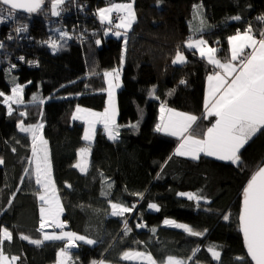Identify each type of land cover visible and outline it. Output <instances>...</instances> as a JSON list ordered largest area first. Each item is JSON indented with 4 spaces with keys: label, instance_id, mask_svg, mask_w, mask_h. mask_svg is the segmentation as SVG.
Masks as SVG:
<instances>
[{
    "label": "trees",
    "instance_id": "1",
    "mask_svg": "<svg viewBox=\"0 0 264 264\" xmlns=\"http://www.w3.org/2000/svg\"><path fill=\"white\" fill-rule=\"evenodd\" d=\"M121 2L129 0H64L57 6L56 18L52 0H45L37 10L40 13L22 12L17 20L0 22V92L11 95L8 75L25 90L24 104L13 103L11 113L0 98V158L4 161L0 165V233L7 228L13 236L4 242L3 251L20 257L14 264H55L66 244L61 240L31 243L43 240L45 231L39 229L41 187L31 166L32 137L20 131V121L25 126L42 121L63 218L71 232L97 241L95 245L80 241L66 264H145L123 259L131 249L147 251L161 264L169 256L190 258L189 264H253L238 219L247 182L264 163V129L241 149L240 163L233 164L205 155L198 160L179 156L175 152L178 139L156 131V126L162 104L199 117L196 125L203 131L214 123L213 117L205 119L202 114L211 66L190 50L186 63H172L192 34L195 7H201L208 22L201 35L217 48L219 57L227 59L229 36L249 25L256 36L264 29V20L259 19L264 17V0H134L136 21L126 45L123 38L108 32L118 23L113 15L112 24L98 20L100 7ZM236 16L241 19H233ZM21 26L26 30L17 33ZM52 41L58 45L56 50L50 46ZM114 68L122 69L118 139H110L98 128L90 145L89 169L81 172L75 163L87 141L84 123L73 120L72 114L79 106L105 109L104 73ZM37 91L46 100L39 105L32 103ZM181 192L204 199L197 203L179 196ZM112 203L135 204L131 219L127 220L128 213L113 217ZM167 219L203 235L191 236L167 226ZM141 223L145 227L138 228ZM209 247L220 252L219 260Z\"/></svg>",
    "mask_w": 264,
    "mask_h": 264
},
{
    "label": "snow or ice",
    "instance_id": "2",
    "mask_svg": "<svg viewBox=\"0 0 264 264\" xmlns=\"http://www.w3.org/2000/svg\"><path fill=\"white\" fill-rule=\"evenodd\" d=\"M42 2L43 0H0V5L6 6L0 8V22H4L7 19H15V10H24L29 13L35 12L40 8ZM63 3L64 0H52L53 15H60V12L56 9L58 5ZM113 11L125 12V15L120 18V22L115 27L117 29H130L135 21L132 4L114 5L111 8L99 10L100 21L112 24L110 14ZM233 19L239 20L241 18L236 16ZM259 19L264 20V17ZM15 30L19 33L25 31L26 28L21 26ZM194 31L199 33L203 31V28L198 27ZM107 34L108 32L106 31L105 35ZM112 34L117 37L121 36L120 31H115ZM62 36L67 38V33H62ZM228 41L230 44V58L225 62H221L216 58L217 48L207 46V41L202 37H190L187 41L188 49L195 50L202 59L206 58L209 64L214 65L221 71H214L207 77L208 94L205 99L206 114L204 118L215 117V121L210 127L206 128L202 138L196 137L192 132L193 124L198 119L195 115L178 112L163 105L160 107L161 122L157 124L156 131L164 132L180 140L176 149V154L179 156L198 160L201 154H204L208 157H216L220 161H230L233 164H239L241 161V149L257 132L264 129V32H261L260 38L257 39L252 34V28L249 25L247 30L243 33L238 30L235 35L228 38ZM96 43L100 44V41L97 40ZM124 43L125 45L127 44L126 39ZM50 46L53 50L58 48L55 41H52ZM0 47H3V45L0 44ZM245 49L250 51L245 54ZM237 61L238 63H234ZM185 62V55L178 50L172 63L184 64ZM104 76L108 77L109 106L103 113L87 112L84 119L88 123L89 131H94L95 125L102 123L109 138L115 140L119 134V126L116 124L117 113L114 89L118 87L115 81L119 79L120 70L113 69L111 72H105ZM181 83L183 84L185 81H181ZM23 88L24 86L16 84L10 89L11 95L0 92V98H3L2 102L7 105L9 113L13 110L11 106L13 103L24 104L22 98ZM32 103L39 105L43 101L33 96ZM76 111L79 113L84 110L78 107ZM21 115H26V113H21ZM133 127H136V125H133ZM41 128L42 125L24 126L23 121H20V131L31 133L35 181L37 184L42 185L44 189L43 194L39 196V200L42 202L39 228L43 230L46 226H49L61 231L51 234L45 232L43 240L34 239L31 243L38 245L48 240L66 241V246L60 250V256L63 258L60 264H66V260L69 258V250L77 247V241H83L89 245H95L97 241L71 231H63L65 222L60 218L63 208L56 198L55 188L51 182L47 141L41 135ZM84 139H91L89 132L85 133ZM88 151L87 148L80 149L81 159L75 167L79 168L81 172H84L88 166ZM3 163V159L0 158V165ZM108 187L110 188L111 185L109 184ZM135 195L141 196L142 194L137 193ZM178 195L186 196L187 199L195 200L197 203L204 199L193 193L181 192ZM148 207L159 210L156 204H149ZM135 208V204L125 206L122 203H112L111 215L113 217H121L125 213H132ZM224 219L227 220L228 217L225 216ZM240 221L245 245L251 260L255 264H264V167H259L247 182L243 192ZM164 224L183 229L191 236L203 235L202 232L194 231L187 224L176 223L173 220H165ZM137 227L143 228L145 225L141 223ZM125 229L130 231L127 221H125ZM153 231L155 230L153 229ZM12 239V233L7 228H4L2 233H0V264H14L15 261L20 259L19 256L6 255L3 251L4 242ZM22 239L27 240L29 238L23 236ZM208 251L213 258L219 259L220 253L214 247H209ZM140 256H145L148 264H156L150 254L131 251L123 254L124 259ZM93 264H97V262L93 261ZM99 264H103V261L99 262ZM167 264H186V262L185 260L169 256L167 257Z\"/></svg>",
    "mask_w": 264,
    "mask_h": 264
},
{
    "label": "crops",
    "instance_id": "3",
    "mask_svg": "<svg viewBox=\"0 0 264 264\" xmlns=\"http://www.w3.org/2000/svg\"><path fill=\"white\" fill-rule=\"evenodd\" d=\"M133 2H134V0H129V2L128 3H131L132 4V8L134 7V4H133ZM127 3V2H126ZM126 3H124V2H121V4H126ZM114 5H120V4H118V3H111V4H108V5H105L104 7H101L99 10H101V9H106V8H111V7H113ZM199 8H200V10L203 12V10L201 9V7L199 6ZM98 10V11H99ZM133 11H134V13L136 14V12H135V9H133ZM114 12H117V13H119V12H121V14H122V17L125 15V12H123V11H113L111 14H110V16L114 13ZM135 18H136V15H135ZM120 20V19H119ZM120 21H118V23H119ZM118 23H116V24H118ZM200 25H202V28H203V31L206 29V27L208 26V22H207V19H205V21H203ZM199 27H201V26H199ZM196 28H198V27H192V34L185 40V43H184V50H179L180 52H182L184 55H185V57H186V62H187V59H188V50H190V49H188L187 48V41L189 40V38L190 37H194V38H200V37H202L203 39H205L206 41H207V46H211V47H214L215 48V46H213L209 41H208V39H206V38H204L203 37V35H201V32H199V33H197V32H195L194 30L196 29ZM120 29V28H119ZM122 29H124V28H122ZM126 31H128L127 33H129V32H131V30H126ZM241 33H243L244 31H240ZM110 34H111V32H109ZM109 34V35H110ZM252 34H254L255 35V33L252 31ZM233 35H235V34H233ZM233 35H231V36H233ZM231 36H229V37H231ZM256 36V35H255ZM116 37V36H115ZM116 38H119V37H116ZM256 38L258 39V36H256ZM123 40L125 41V39L123 38ZM228 45H229V48H230V44H229V42H228ZM124 49H125V46H124ZM124 51V50H123ZM178 51V50H177ZM190 51H192V53H195V54H197L198 55V57H200L199 56V54L197 53V52H195V50H190ZM250 50L249 49H245V54H247L248 52H249ZM176 55V54H175ZM215 56H216V58L217 59H219L221 62H225L226 60H228L229 58H230V53H229V57L227 58V59H223V58H221V57H219L218 56V53L216 52L215 53ZM175 58V57H174ZM124 59H125V57H124ZM204 60H206V58H203ZM207 61V60H206ZM123 62H125V60H123ZM185 62V63H186ZM208 63V62H207ZM234 63H238V61L237 62H234ZM209 64V63H208ZM178 65H182V64H178ZM210 66H211V68H212V72L210 73V74H212L214 71H221L220 69H218V68H216L214 65H211V64H209ZM114 69H119L120 70V76H119V79H118V81H115V83H117L118 84V87H116L114 90H116V91H119L121 88H122V75H121V73H122V69L121 68H114ZM111 71H113V69H111V70H109V71H106V72H111ZM209 74V75H210ZM105 79H106V93H107V88H108V77H105ZM206 89H205V99H206V97H207V94H208V81H207V79H206ZM107 97V96H106ZM205 99H204V103H205ZM163 106H165L166 108H169V109H174V110H176V111H178V112H182V113H187V114H191L190 112L188 113V112H184V111H181V110H177V109H175V108H173V107H170V106H168V105H164V104H162ZM161 105V106H162ZM81 107V108H80ZM78 107H76L75 108V111L73 112V114H72V118H73V120H77V121H79V122H82V123H84V127H85V129H84V136H85V133H86V125L88 124L87 123V121H86V119H84V116H82L81 114L82 113H84V114H86L87 112H95V113H98V112H101L102 113V111H104V110H102V111H99V110H97V109H93V108H87V107H84V106H79V108L80 109H82V110H84V111H82V112H77L76 111V109H77ZM204 116H205V114H206V109L204 108V112L202 113ZM191 115H193V114H191ZM160 117H161V113H160V110H159V122L157 123V124H159L160 122H161V120H160ZM210 118V117H209ZM214 118V121H215V117H213ZM199 120H200V118L198 117V119H197V121L193 124V128H192V132H193V135H195L196 137H198V138H202L203 137V130H204V128L203 127H201V126H197L196 124H198V122H199ZM99 124V127L98 128H102L103 130H104V126H103V124L102 123H97L96 125H98ZM98 130V129H97ZM162 133H164V132H162ZM90 134V133H89ZM108 134V133H107ZM164 134H166V133H164ZM168 135V134H167ZM90 136H91V134H90ZM254 137V136H253ZM252 137V138H253ZM177 138V137H176ZM251 138V139H252ZM116 139H118V136H117V138ZM44 140H45V137H44ZM179 140V139H178ZM179 142H180V140H179ZM178 142V143H179ZM88 144L89 145H91L92 143L91 142H88ZM87 145V144H86ZM177 147H178V144H177V146H176V149H177ZM82 148H87L89 151H88V157H87V160H88V163L90 162V154H91V152H90V150H91V146H87V147H85V146H83ZM81 148V149H82ZM80 150L78 151V161H76V163L75 164H77L78 162H79V160H80ZM175 152H176V150H175ZM201 155H204V154H201ZM206 156V155H205ZM183 157H186V156H183ZM201 157V156H200ZM186 158H190V157H186ZM214 158H216V157H214ZM217 159V158H216ZM48 160H49V164H50V171H51V174H52V172H53V170H52V163H51V155L49 154V151H48ZM230 162V161H229ZM89 166H90V163L88 164V166H87V168H86V170L84 171V172H86V171H88V169H89ZM79 169V168H78ZM80 170V169H79ZM51 182H52V185L54 186L55 185V182H54V177H53V175L51 176ZM55 187V186H54ZM43 192H44V189L40 192V195L41 194H43ZM185 193H189V192H185ZM55 195H56V198L59 200V202H60V205L62 206V200H61V197L59 196V194L57 193V191H56V189H55ZM186 197V196H185ZM42 206V205H41ZM63 208V207H62ZM63 213H64V208H63V212H62V214H61V216L63 215ZM40 216H41V214H40ZM61 218V217H60ZM61 220H62V218H61ZM167 220H170V219H167ZM173 220V219H172ZM63 221V220H62ZM174 221V220H173ZM63 222H65V221H63ZM65 226L68 228L69 226H68V223H66L65 222ZM167 226H170V227H172V225H167ZM66 228V229H67ZM69 229V228H68ZM48 230H50V229H48ZM52 230V229H51ZM64 230H65V228H64ZM43 231V230H42ZM45 231V230H44ZM67 231H70V229L69 230H66V232ZM45 232H47V233H49V234H51V233H53V232H56V233H59V232H57L56 230H53V232L52 231H45ZM78 247V246H77ZM60 258H61V260L63 259L61 256H60V253H59V257H58V260L55 262L56 264H60ZM179 259H182V258H179ZM182 260H184V259H182ZM186 260V259H185ZM188 261V260H187ZM66 262H67V260H66ZM165 264H167V262L165 263Z\"/></svg>",
    "mask_w": 264,
    "mask_h": 264
},
{
    "label": "rangeland",
    "instance_id": "4",
    "mask_svg": "<svg viewBox=\"0 0 264 264\" xmlns=\"http://www.w3.org/2000/svg\"><path fill=\"white\" fill-rule=\"evenodd\" d=\"M43 4H46L45 3V0H43V2H42ZM126 4H129L128 2L126 3ZM133 4H134V2H133ZM50 5H52V3L50 4ZM101 8V7H100ZM42 9V8H41ZM58 9L59 8H57L56 10L58 11ZM133 9H135L134 7H133ZM36 12H39V11H36ZM136 12V11H135ZM40 13V12H39ZM18 12H17V10H15V18L18 16ZM6 15V14H5ZM113 16H114V20L115 21H120L119 19L122 17V14H121V12H119V13H117V12H114L113 14H112ZM136 15V14H135ZM136 19V18H135ZM191 19H192V21H191V24H192V26L191 27H199V26H201L202 27V25H200L203 21H205V17H204V15H203V12L200 10V8H199V6H196L195 7V10H194V12H193V15H192V17H191ZM10 20V19H9ZM136 21V20H135ZM134 21V22H135ZM101 22V21H100ZM134 22L132 23V25H131V28H132V26H133V24H134ZM104 24V23H103ZM109 28H111V27H109ZM114 28H115V30L116 31H120L121 32V36L119 37V39L120 38H124V39H126L127 40V38L126 37H128V35H127V32L128 31H126L125 29H122V28H120V29H117L116 27H115V25H114ZM131 28L129 29V30H131ZM108 32H111V34L113 33L112 32V30H110V31H108ZM115 32V31H114ZM110 36H114V35H110ZM117 37V36H116ZM15 41V40H14ZM8 79L11 81V84H12V86H14V85H16V84H18V83H16V81L13 79V77H10L9 75H8ZM106 89V88H105ZM24 88H23V94H24ZM33 96H36L39 100H42V101H46V100H43V98H42V95H41V91H37ZM33 96H32V98H33ZM107 97H108V92H107ZM118 99H119V97H118V91H116V90H114V101H115V105H116V124L118 125V116H119V106H118ZM109 105H108V98H107V104H106V106H105V109L108 107ZM81 108V107H80ZM105 109H103L104 111H105ZM104 111H102V113L104 112ZM98 113H101V112H98ZM82 116H86V114H84V113H82L81 114ZM29 125H42V128H41V135H42V137H43V139H44V134L42 133V129H43V126H44V122H39L38 124H28L27 126H29ZM25 126V125H24ZM98 127H99V124L98 125H95V129H94V131H89V127H88V124L86 125V132H89L90 134H91V139L90 140H85V141H87V145H85V147H87V146H90L89 144H88V142H91L92 144L95 142V138H96V134H97V132H98ZM84 129H85V127H84ZM84 131V130H83ZM31 134V133H30ZM32 137V136H31ZM178 139V138H177ZM179 141V140H178ZM180 143V142H179ZM179 143H178V145H179ZM47 148H48V151H49V154H50V145H49V143H47ZM90 152H91V150H90ZM80 153V152H79ZM51 155V154H50ZM90 156H91V154H90ZM33 154H32V158H31V166H32V171H33V173L35 174V165H34V163H33ZM80 159H81V156H80ZM78 161V160H77ZM79 162H80V160H79ZM87 164H89L88 163V160H87ZM52 170H53V166H52ZM53 175V172H52V174H51V176ZM53 177H54V175H53ZM55 187V189H56V191H57V193H58V190H57V186L56 185H54ZM40 187H41V191L43 190V187H42V185H40ZM40 191V192H41ZM63 207V206H62ZM64 208V207H63ZM135 210V209H134ZM134 213V211L132 212V213H128L129 214V216H128V221H129V218L131 219V217H132V214ZM64 214V213H63ZM126 214V213H125ZM124 214V215H125ZM61 218H62V220L63 221H65L66 223H68V221L67 220H65L64 218H63V215L61 216ZM41 219V218H40ZM40 223H41V220H40ZM39 223V224H40ZM69 224V223H68ZM184 224V223H183ZM66 225V224H65ZM65 228V230H69L66 226L64 227ZM67 228V229H66ZM40 229V228H39ZM48 229H50V230H48ZM52 229V230H51ZM43 230H45V231H52L53 232V230H56L57 232H60L61 230L60 229H54V228H52V227H49V226H46ZM63 231H64V229H63ZM79 242L80 241H77L76 243H77V246H79L78 244H79ZM65 246H66V244H65ZM78 247H75V248H72V249H70L69 250V256H70V253H72L74 250H76ZM131 252H139V253H144V254H150L149 252H147V251H144V250H141V251H138V250H130ZM218 251V250H217ZM127 252H129V251H127ZM219 252V251H218ZM220 253V252H219ZM151 255V254H150ZM175 258H177V259H179L180 257H176V256H174ZM220 257H221V254H220ZM220 257H219V259H220ZM152 258H153V260L156 262V264H161V263H159L153 256H152ZM124 259V258H123ZM218 259V260H219ZM127 261H130V260H133V261H136V262H139V263H145V264H148V261H147V259L145 258V256H140V257H133V258H130V259H126ZM217 260V259H216ZM60 261H61V258H60ZM99 262H101V261H99ZM185 262H186V264H189L190 262H191V259L189 258V260L187 261V260H185ZM56 264V263H55ZM103 264H111L110 262L108 263V262H105V261H103Z\"/></svg>",
    "mask_w": 264,
    "mask_h": 264
},
{
    "label": "water",
    "instance_id": "5",
    "mask_svg": "<svg viewBox=\"0 0 264 264\" xmlns=\"http://www.w3.org/2000/svg\"><path fill=\"white\" fill-rule=\"evenodd\" d=\"M43 3L41 4V6H40V8L39 9H41L42 7H43ZM38 9V10H39ZM18 11H21V12H25V13H29V12H26V11H24V10H18ZM33 13V12H32ZM261 167H264V163L261 165ZM257 171V170H256ZM242 207H243V198H242V200H241V204H240V213H239V219H238V221L240 222V224H239V227H240V232H242V230H241V221H240V216H241V214H242ZM243 234V233H242ZM244 238V237H243ZM245 242V241H244ZM246 253L248 254V252H247V248H246ZM248 257L251 259V257L249 256V254H248ZM252 261V260H251ZM252 263L253 264H255V262L254 261H252Z\"/></svg>",
    "mask_w": 264,
    "mask_h": 264
},
{
    "label": "built area",
    "instance_id": "6",
    "mask_svg": "<svg viewBox=\"0 0 264 264\" xmlns=\"http://www.w3.org/2000/svg\"><path fill=\"white\" fill-rule=\"evenodd\" d=\"M17 12L18 13H22L21 11H18L17 10ZM23 13H25V12H23ZM26 14H29V13H26ZM56 18L57 17H59V16H55ZM16 20H17V17L15 18ZM99 20V22H100V19H98ZM8 21H11V20H9V19H7V20H5L3 23H6V22H8ZM15 23V22H14ZM102 25H104L102 22H100ZM261 32H264V29L261 31ZM258 36V39L260 38V35H257Z\"/></svg>",
    "mask_w": 264,
    "mask_h": 264
},
{
    "label": "clouds",
    "instance_id": "7",
    "mask_svg": "<svg viewBox=\"0 0 264 264\" xmlns=\"http://www.w3.org/2000/svg\"><path fill=\"white\" fill-rule=\"evenodd\" d=\"M114 31H116L115 29L114 30H112V32H114Z\"/></svg>",
    "mask_w": 264,
    "mask_h": 264
}]
</instances>
